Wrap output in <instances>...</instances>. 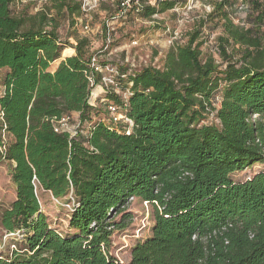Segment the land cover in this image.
<instances>
[{"label": "trees", "instance_id": "obj_1", "mask_svg": "<svg viewBox=\"0 0 264 264\" xmlns=\"http://www.w3.org/2000/svg\"><path fill=\"white\" fill-rule=\"evenodd\" d=\"M234 1L217 2L209 17L223 21L219 45L227 61L231 43L243 48L239 62L220 69L213 58L203 59V18L185 44L169 50L164 68L118 78L127 100L115 91L104 95L106 110L114 102L133 120L128 133L91 103L87 40L77 38L76 54L63 58L74 50L57 23L46 28L55 19L17 14V0H0V138L6 125L16 188L0 226L20 232L25 243L0 255V264H264V170L232 178L264 163V33L234 24L225 10ZM178 2L132 10L151 18ZM56 3L70 17L82 15L81 2ZM216 93L220 105L208 121ZM72 113L85 132H57L51 119ZM37 186L56 198L73 196V235L50 225ZM131 196L153 205L154 225L123 261L110 246L115 230L127 225L115 217Z\"/></svg>", "mask_w": 264, "mask_h": 264}, {"label": "rangeland", "instance_id": "obj_2", "mask_svg": "<svg viewBox=\"0 0 264 264\" xmlns=\"http://www.w3.org/2000/svg\"><path fill=\"white\" fill-rule=\"evenodd\" d=\"M59 0H17L12 9L17 14L38 16L40 13H47L50 29L55 23L58 24V32L62 41L69 44L68 48L76 50L77 38L87 40L86 57L97 56L98 60L110 67L132 74L146 66L164 68L166 57L174 44H185L188 41V34L194 30L199 21L206 18L201 38L202 57L205 60L210 57L220 69L227 67L229 62H239L243 54V48L231 43L227 47L230 60L220 52L219 37L224 35L222 22L219 18H210L209 4L212 0H179L176 7L162 13H156L151 18H145L138 12H129L127 15L115 17L118 12V0H99L98 6L93 8L83 24L79 21L81 17H70L66 9L59 10L56 3ZM71 3L82 0H68ZM155 3L156 0H141ZM234 17V24L249 28L254 27L259 33H264V24L257 13L249 15L246 19L235 15L238 10L234 7L228 10ZM243 14V13H242ZM252 17V19H250ZM89 25V29L85 28ZM63 56L65 53L63 52ZM108 87V86H107ZM109 86V91H113ZM99 84L94 89L92 101L97 108H101L99 116L108 117L105 105H103V91ZM120 90L124 92L121 87ZM119 93V94H120ZM221 93H216L214 105L206 111L208 121L216 118V108L219 107ZM214 108V109H213ZM76 120H73L72 127H77ZM83 126V125H82ZM8 161H0V213L16 199V188L12 181ZM264 170V163H257L244 171H237L232 174L235 181H244L259 171ZM41 209L48 216V222L63 235H73L76 230L70 226V207L72 202L71 194L62 198L54 195L37 186ZM154 207L146 205L142 199L136 197L125 211L116 215L115 221L119 224H127L123 228L115 230L112 236L110 251L113 255L123 261L131 257L132 247L140 241H144L152 234L154 225ZM129 215L126 219L124 215ZM25 246L24 239L20 232L7 233L0 226V255H10L13 250Z\"/></svg>", "mask_w": 264, "mask_h": 264}, {"label": "built area", "instance_id": "obj_3", "mask_svg": "<svg viewBox=\"0 0 264 264\" xmlns=\"http://www.w3.org/2000/svg\"><path fill=\"white\" fill-rule=\"evenodd\" d=\"M213 3L209 4V10L210 14L213 13L215 4L217 2H221L223 0H212ZM144 3V1L141 0H118V12L115 15V17L118 16H124L127 15L131 10L133 9V6H138ZM151 3V2H150ZM99 0H82L81 1V7H82V15L80 16L82 19L79 18V21L83 24L85 22V19L89 16L91 10L98 6ZM154 4V3H152ZM255 4L257 5L258 8L255 7ZM235 8L239 12H237L235 15L239 16V18L246 19L247 16L253 15L257 13V15L261 16V20L264 24V0H235L234 3L232 4H226L225 5V10L229 12L228 10L230 8ZM137 11L139 9H136ZM243 13V14H242ZM229 14V13H228ZM230 18L233 20L234 17L229 14ZM85 28L89 29V25L85 24ZM97 75L100 76V82L97 84ZM128 74L123 73L118 69L112 68L109 66V64H104L101 61L98 60L97 56H93L90 59L89 62V71H88V76H89V81L92 87V97H91V103L95 105V103L92 101L93 98V92L94 89L99 86V84L102 86L103 91V96L107 94L109 91V86L110 88L117 92L120 93V85L118 78L119 77H126ZM108 86V87H107ZM122 95L123 99L127 100L128 97L130 96V92L124 91L120 93ZM107 111H108V122L110 124L114 125H119V124H125L127 126V132L130 133L134 122L133 120L128 117L124 111H122L121 107L117 105L114 102H109L107 104ZM216 118V117H215ZM253 118H257V115L255 114ZM0 120H3L2 113H0ZM73 120H76L77 127L74 126L72 127V122ZM97 120V119H96ZM99 120V119H98ZM105 121V119H101ZM51 122L54 125V128L57 132H69L72 136L77 135L79 132H85L83 130L82 123L80 121V115L79 113H72V114H66L61 118L54 117L51 119ZM91 124V123H90ZM87 125V124H86ZM89 125V124H88ZM71 126V127H70ZM8 142H9V135L6 132V125L3 126L2 130V135L0 138V161H6V153H7V147H8ZM72 202L68 204L70 209H73L75 206V201L73 196L71 195ZM136 196H131L122 206L121 210L126 211L131 202L135 200ZM146 205L150 204L148 201H143ZM196 237V236H195Z\"/></svg>", "mask_w": 264, "mask_h": 264}, {"label": "crops", "instance_id": "obj_4", "mask_svg": "<svg viewBox=\"0 0 264 264\" xmlns=\"http://www.w3.org/2000/svg\"><path fill=\"white\" fill-rule=\"evenodd\" d=\"M71 55H73V53L70 54V55H66V54H65V56H63V58H66V56H71ZM61 60H62V59H61ZM61 60H58V61L56 62L55 67L59 64V62H60Z\"/></svg>", "mask_w": 264, "mask_h": 264}]
</instances>
